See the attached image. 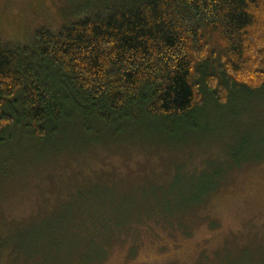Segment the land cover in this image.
I'll list each match as a JSON object with an SVG mask.
<instances>
[{
	"label": "rangeland",
	"instance_id": "obj_1",
	"mask_svg": "<svg viewBox=\"0 0 264 264\" xmlns=\"http://www.w3.org/2000/svg\"><path fill=\"white\" fill-rule=\"evenodd\" d=\"M83 1L0 0V31L19 39L37 15ZM220 167L223 182L203 206L169 222H137L136 212L162 204L172 178ZM129 216L141 226L95 263L100 251H83L79 260L71 241L46 235L55 223L90 227L101 217L124 224ZM58 249L63 264H264V84L233 91L223 104L207 98L173 120L90 131L66 122L42 138L8 128L0 141V264H44Z\"/></svg>",
	"mask_w": 264,
	"mask_h": 264
},
{
	"label": "trees",
	"instance_id": "obj_2",
	"mask_svg": "<svg viewBox=\"0 0 264 264\" xmlns=\"http://www.w3.org/2000/svg\"><path fill=\"white\" fill-rule=\"evenodd\" d=\"M18 38L0 31V141L16 126L42 138L66 122L90 131L173 120L207 98L223 104L233 91L264 84V0H84L37 15ZM224 174L220 167L172 178L162 204L136 212L137 222H169L203 206ZM130 218L122 224L98 217L90 227L55 223L46 235L71 241L78 250L71 257L79 260L83 251H100L95 263L141 226ZM62 253L48 251L41 260L63 264Z\"/></svg>",
	"mask_w": 264,
	"mask_h": 264
}]
</instances>
